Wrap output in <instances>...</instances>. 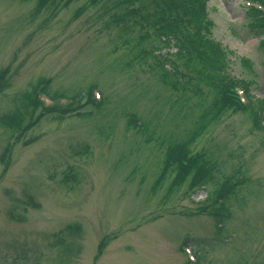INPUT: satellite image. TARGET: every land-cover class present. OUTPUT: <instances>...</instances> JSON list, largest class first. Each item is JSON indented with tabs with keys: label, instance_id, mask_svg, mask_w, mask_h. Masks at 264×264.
<instances>
[{
	"label": "rangeland",
	"instance_id": "rangeland-1",
	"mask_svg": "<svg viewBox=\"0 0 264 264\" xmlns=\"http://www.w3.org/2000/svg\"><path fill=\"white\" fill-rule=\"evenodd\" d=\"M113 2L54 14L0 0V264H264V31L251 0H207L229 73L250 85L238 90L246 106L221 114L206 82L174 90L139 59L142 48L174 50L150 28L112 23L123 11ZM33 90L39 107L24 100ZM181 144L213 168L204 186L166 168ZM226 181L235 188L217 219L209 203Z\"/></svg>",
	"mask_w": 264,
	"mask_h": 264
},
{
	"label": "trees",
	"instance_id": "trees-1",
	"mask_svg": "<svg viewBox=\"0 0 264 264\" xmlns=\"http://www.w3.org/2000/svg\"><path fill=\"white\" fill-rule=\"evenodd\" d=\"M74 0H38L39 8H53L54 14L65 8ZM100 0H91L92 4L98 3ZM112 7L123 10L120 14L113 16L112 23H132L141 30L150 28L152 35L156 41L168 47L171 43L175 48L174 54L165 53L157 54L158 47L149 49H140L138 57L142 62L147 58L152 59L153 65L151 69L160 70L163 74V79L168 80L170 77L173 81L169 85L174 90H187L191 87L192 91L197 87L196 82H206L212 91L217 96V101L214 103V111L221 114L231 110L240 112L243 107L238 94L235 92L236 87L242 84L246 92L249 90L247 83L238 81L229 73L230 60L223 46L212 37L211 28L212 21L208 17L207 0H114ZM258 2L264 8V0H251ZM85 7L79 8L75 16L83 13ZM254 22V27L261 28L264 31V12L249 10ZM164 39V40H163ZM146 40L144 36L138 41L141 43ZM261 44L264 46V39ZM174 56L176 59H183L187 65H193L192 69L197 70V77H189L177 71L171 60ZM170 66H169V65ZM241 64L248 70H251V64L248 60L242 59ZM200 78V79H199ZM4 81V75H0V82ZM49 83L45 82L42 92H46ZM3 84L0 83V91ZM197 91V90H195ZM38 98V94H37ZM89 98V95L87 97ZM24 100L27 105L39 107L40 102L37 101L35 91L24 95ZM39 100V98H38ZM47 112H54L57 115L63 116L58 109H49ZM69 111V110H68ZM72 112V110H70ZM6 124L11 121V118L5 117ZM175 167L179 182H182L187 177L191 176V187L194 184H202L203 186L208 180L212 179L213 168L201 155H191V152L186 144L173 145L167 150L166 168ZM235 184L226 181L223 185L216 189L217 196L209 203L211 215L219 219L217 215L216 205L223 206L221 202L226 195H229ZM214 200V201H213ZM221 202V203H220ZM207 208V207H206ZM216 213V214H215ZM54 245L60 249V245L64 246V251L69 252L70 246L65 245L62 237H55ZM57 261L64 264L65 259ZM192 264H195L192 262Z\"/></svg>",
	"mask_w": 264,
	"mask_h": 264
}]
</instances>
